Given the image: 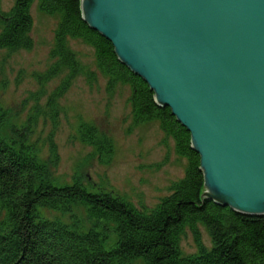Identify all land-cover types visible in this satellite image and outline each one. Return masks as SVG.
<instances>
[{
    "label": "trees",
    "instance_id": "1",
    "mask_svg": "<svg viewBox=\"0 0 264 264\" xmlns=\"http://www.w3.org/2000/svg\"><path fill=\"white\" fill-rule=\"evenodd\" d=\"M35 3L46 15L59 17L52 50L55 63L43 81L68 72L50 106L82 74L69 43L83 41L94 49L109 89L117 84L130 88L134 123L159 122L174 141L177 155L186 159L187 169L170 195L151 210L77 180L58 186L48 166L36 157V149L28 145V134L18 141L6 140L3 131L9 117L0 109V213L4 214L0 264H264V217L241 215L205 197L201 156L193 148L191 134L169 108L157 103L144 79L120 61L112 43L84 20L81 0H15L10 11L0 10V51L32 49ZM79 134L102 158L111 156V144L99 137L95 127L82 124ZM79 209L85 221L75 213ZM43 210L68 215L71 222L44 219ZM199 225L209 232L211 247L205 245ZM186 228L197 254L184 255L180 248Z\"/></svg>",
    "mask_w": 264,
    "mask_h": 264
},
{
    "label": "water",
    "instance_id": "2",
    "mask_svg": "<svg viewBox=\"0 0 264 264\" xmlns=\"http://www.w3.org/2000/svg\"><path fill=\"white\" fill-rule=\"evenodd\" d=\"M191 134L209 200L264 217V0H81Z\"/></svg>",
    "mask_w": 264,
    "mask_h": 264
},
{
    "label": "rangeland",
    "instance_id": "3",
    "mask_svg": "<svg viewBox=\"0 0 264 264\" xmlns=\"http://www.w3.org/2000/svg\"><path fill=\"white\" fill-rule=\"evenodd\" d=\"M14 4L15 0H0V10L8 12ZM31 14L32 49L0 51V109L9 117L6 140L18 141L28 133V145L36 149V157L48 166L58 186L72 185L77 180L93 190L124 198L139 209H154L184 178L186 159L177 155L174 141L164 134L159 122L134 123L130 88L117 84L109 89V78L98 69L94 49L83 41L69 43L82 74L50 106L55 91L68 76L64 72L43 81L55 63L52 50L59 17L43 13L38 3ZM82 124L95 127L99 137L111 144V156L102 158L81 140ZM75 213L86 220L82 209ZM40 215L71 222L70 216L48 210ZM3 216L0 213V220ZM199 228L205 245L211 247L209 232L202 225ZM180 248L184 255L197 254L188 228Z\"/></svg>",
    "mask_w": 264,
    "mask_h": 264
},
{
    "label": "bare ground",
    "instance_id": "4",
    "mask_svg": "<svg viewBox=\"0 0 264 264\" xmlns=\"http://www.w3.org/2000/svg\"><path fill=\"white\" fill-rule=\"evenodd\" d=\"M5 132H6V130H5ZM5 132L3 131V135H4V136H6V135H5V134H6ZM27 134H28V133H26L25 136H26ZM28 137H29V134L27 135V138H26L27 141H28ZM164 198H166V197H164Z\"/></svg>",
    "mask_w": 264,
    "mask_h": 264
}]
</instances>
